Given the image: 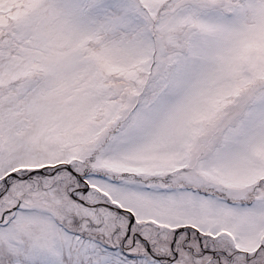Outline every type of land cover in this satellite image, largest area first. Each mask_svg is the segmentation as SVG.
I'll return each mask as SVG.
<instances>
[{"label": "snow or ice", "instance_id": "snow-or-ice-1", "mask_svg": "<svg viewBox=\"0 0 264 264\" xmlns=\"http://www.w3.org/2000/svg\"><path fill=\"white\" fill-rule=\"evenodd\" d=\"M0 264H264V0H0Z\"/></svg>", "mask_w": 264, "mask_h": 264}]
</instances>
